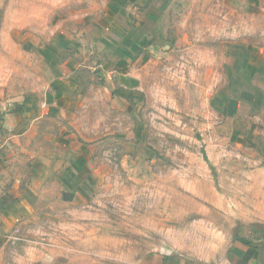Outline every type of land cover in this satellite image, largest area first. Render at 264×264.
<instances>
[{"label":"rangeland","instance_id":"1","mask_svg":"<svg viewBox=\"0 0 264 264\" xmlns=\"http://www.w3.org/2000/svg\"><path fill=\"white\" fill-rule=\"evenodd\" d=\"M170 16L171 57L117 102L92 90L59 131L71 143L59 142L57 171L41 173L16 233L29 261L146 264L175 249L218 264L240 228L264 223V0H180ZM94 19L93 0H0V92L41 86L18 36L92 37Z\"/></svg>","mask_w":264,"mask_h":264},{"label":"crops","instance_id":"2","mask_svg":"<svg viewBox=\"0 0 264 264\" xmlns=\"http://www.w3.org/2000/svg\"><path fill=\"white\" fill-rule=\"evenodd\" d=\"M176 2L178 8L180 0H93L92 37L61 30L24 41L18 36L23 51L33 48L40 70L36 76L42 81L16 99L0 92V264H47L29 261L16 233L35 209L41 173L57 171L59 142L71 143L59 131L67 130L63 125L74 120L92 90L117 102L116 92L133 90L144 67L171 57L174 46L166 24ZM246 52L235 57L238 63L249 59ZM78 148L75 160L83 166L89 151L84 144ZM69 173H81L80 178L88 169ZM77 186L82 193L83 184ZM255 226L240 228L231 237L218 264H264V223ZM201 262L175 249L146 259V264H217Z\"/></svg>","mask_w":264,"mask_h":264}]
</instances>
